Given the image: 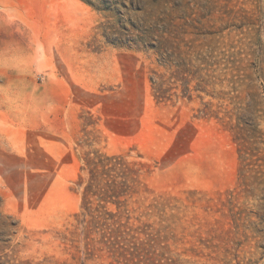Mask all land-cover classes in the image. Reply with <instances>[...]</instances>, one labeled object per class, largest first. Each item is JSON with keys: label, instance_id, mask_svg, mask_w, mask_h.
<instances>
[{"label": "rangeland", "instance_id": "rangeland-1", "mask_svg": "<svg viewBox=\"0 0 264 264\" xmlns=\"http://www.w3.org/2000/svg\"><path fill=\"white\" fill-rule=\"evenodd\" d=\"M9 42L44 75L0 69V88L54 111L0 103V264H264V0H0ZM96 148L147 163L125 256L78 222Z\"/></svg>", "mask_w": 264, "mask_h": 264}, {"label": "trees", "instance_id": "trees-1", "mask_svg": "<svg viewBox=\"0 0 264 264\" xmlns=\"http://www.w3.org/2000/svg\"><path fill=\"white\" fill-rule=\"evenodd\" d=\"M191 62L192 60L188 59L178 65L182 76L187 73L182 77L185 86L184 96H191L190 82L197 74V71H193L190 67ZM171 65L169 58V67ZM207 81L208 79H203L204 83L209 84ZM155 96L158 101H162L165 95L155 93ZM202 111L203 116L212 115L205 109ZM244 159L246 160L247 157ZM146 164L142 161L130 160L125 154H109L96 148L86 151L78 174L77 183L82 189L78 222L85 227L86 238H91L90 234L93 232L100 233L99 242L106 244L109 251L114 249L120 256L126 255L120 247L119 238L123 234L120 227L124 223L117 216L120 211L128 212L129 199L141 192ZM111 206H115L117 211Z\"/></svg>", "mask_w": 264, "mask_h": 264}, {"label": "clouds", "instance_id": "clouds-1", "mask_svg": "<svg viewBox=\"0 0 264 264\" xmlns=\"http://www.w3.org/2000/svg\"><path fill=\"white\" fill-rule=\"evenodd\" d=\"M0 69L5 71L14 70L34 78L44 75L43 64L37 63L34 59L25 58L14 42L6 43L0 47ZM36 93L35 88L27 91L10 83L7 87L0 88V95L3 97L0 103L6 104L10 111L20 114L25 119L28 118L30 113L44 118L54 111V105L45 103ZM0 127H2L4 136H9L8 121L0 120Z\"/></svg>", "mask_w": 264, "mask_h": 264}]
</instances>
